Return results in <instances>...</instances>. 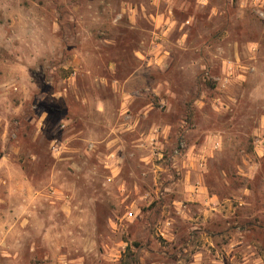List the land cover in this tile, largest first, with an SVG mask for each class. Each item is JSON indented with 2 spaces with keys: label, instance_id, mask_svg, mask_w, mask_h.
Wrapping results in <instances>:
<instances>
[{
  "label": "rangeland",
  "instance_id": "1",
  "mask_svg": "<svg viewBox=\"0 0 264 264\" xmlns=\"http://www.w3.org/2000/svg\"><path fill=\"white\" fill-rule=\"evenodd\" d=\"M0 264H264V0H0Z\"/></svg>",
  "mask_w": 264,
  "mask_h": 264
},
{
  "label": "built area",
  "instance_id": "2",
  "mask_svg": "<svg viewBox=\"0 0 264 264\" xmlns=\"http://www.w3.org/2000/svg\"><path fill=\"white\" fill-rule=\"evenodd\" d=\"M127 214H128L129 216H131V214H132V213H131V211H128V213H127Z\"/></svg>",
  "mask_w": 264,
  "mask_h": 264
}]
</instances>
